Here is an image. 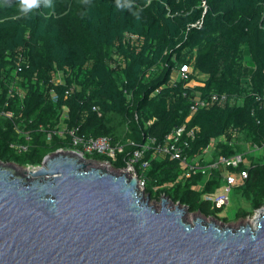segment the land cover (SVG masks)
I'll list each match as a JSON object with an SVG mask.
<instances>
[{
    "label": "trees",
    "instance_id": "trees-1",
    "mask_svg": "<svg viewBox=\"0 0 264 264\" xmlns=\"http://www.w3.org/2000/svg\"><path fill=\"white\" fill-rule=\"evenodd\" d=\"M178 127L188 165L149 153L151 199L166 195L215 216L220 208L204 194L225 184L224 167L190 169L214 146L213 159L246 153L249 175L236 190L251 211L239 209L238 218L264 206V0H53L29 17L17 0H0L2 161L39 166L70 149L67 131L78 128L123 144L115 159L88 157L121 170L133 143L162 142Z\"/></svg>",
    "mask_w": 264,
    "mask_h": 264
},
{
    "label": "water",
    "instance_id": "water-1",
    "mask_svg": "<svg viewBox=\"0 0 264 264\" xmlns=\"http://www.w3.org/2000/svg\"><path fill=\"white\" fill-rule=\"evenodd\" d=\"M75 150L39 166L0 159V264H264V206L239 225L139 186Z\"/></svg>",
    "mask_w": 264,
    "mask_h": 264
},
{
    "label": "built area",
    "instance_id": "built-area-1",
    "mask_svg": "<svg viewBox=\"0 0 264 264\" xmlns=\"http://www.w3.org/2000/svg\"><path fill=\"white\" fill-rule=\"evenodd\" d=\"M19 70H22L19 67ZM190 67L188 65H183L180 69L178 77L181 79H186L190 73ZM69 90L66 91L68 93ZM219 95H213L212 98L216 99ZM226 96L223 95V98ZM207 99L198 100L192 105V110L197 111L201 106L205 105ZM8 115H11L9 112ZM185 127L176 128L170 136H167L162 142H160L156 137H149L147 141L143 143H133L134 148L131 153V157L128 160L126 169L133 171L136 169V165L139 166V176L140 183L139 186L145 189L146 186V169L150 166L151 159L147 155L159 156L160 154H168L171 158L180 159L185 164L188 165V157L185 155L183 147L188 145V141L183 139V132ZM78 128H72L67 131L70 136L72 147L69 150H75L81 155L88 158L96 153L103 154L109 158L115 159L116 156L123 152L124 145L115 142L111 136H102L98 138L86 137L78 134ZM194 130L189 131V135H192ZM29 138V136H27ZM253 150H258L257 146L252 147ZM213 149L214 146L206 150V154L209 150ZM205 154V155H206ZM204 155V157H205ZM108 162V161H107ZM246 162L245 152H236L231 155L220 154L217 159H211L208 162L200 163L198 159L193 161L190 169L194 172L207 173L209 170L224 167V179L225 184L217 189L216 192L204 194L206 200L211 201L214 206L220 207L229 202V193L231 190L238 185L242 184L249 175L247 169H241L242 164ZM110 163V162H108ZM123 168V169H125ZM122 170V169H121ZM190 175V172L188 173Z\"/></svg>",
    "mask_w": 264,
    "mask_h": 264
},
{
    "label": "rangeland",
    "instance_id": "rangeland-1",
    "mask_svg": "<svg viewBox=\"0 0 264 264\" xmlns=\"http://www.w3.org/2000/svg\"><path fill=\"white\" fill-rule=\"evenodd\" d=\"M62 79V75H58V80H61ZM192 84H197L196 81H193ZM264 151V150H262ZM256 152L259 154L261 153L260 151H257ZM92 159V158H91ZM95 160V159H93ZM94 164L96 165H104V164H109V169L112 170V171H115V172H121L120 169H116L114 168L111 163H108L107 161H94ZM17 165V168L19 169H23L24 167L26 166H21V165ZM32 168V166H31ZM229 196H230V200L228 203L220 206L219 210H216L215 211V216L214 215H211V216H205V215H202L204 216L207 220L209 219H212V218H215L216 220H218L220 223H227V224H232V225H239V224H242V223H246V222H252V220H254V217L256 215L259 214V210L261 208H258L256 210H254L250 215L246 216V217H239L238 218V210L239 209H246L248 211H251V207H250V203L248 202V200H246L245 198H243L241 195H239L237 193V190L236 188L234 187L231 192L229 193ZM151 201L155 202L156 205L159 206V202H160V199H152ZM197 213L196 211H193V212H189L187 214V217L188 219H192L193 218V215Z\"/></svg>",
    "mask_w": 264,
    "mask_h": 264
},
{
    "label": "clouds",
    "instance_id": "clouds-1",
    "mask_svg": "<svg viewBox=\"0 0 264 264\" xmlns=\"http://www.w3.org/2000/svg\"><path fill=\"white\" fill-rule=\"evenodd\" d=\"M4 5H9L10 0H3ZM41 6L53 7V0H17V7L20 14L29 17Z\"/></svg>",
    "mask_w": 264,
    "mask_h": 264
},
{
    "label": "crops",
    "instance_id": "crops-1",
    "mask_svg": "<svg viewBox=\"0 0 264 264\" xmlns=\"http://www.w3.org/2000/svg\"><path fill=\"white\" fill-rule=\"evenodd\" d=\"M192 84V83H191ZM194 85V84H193ZM213 152L214 150L211 149L209 150V152L205 155L204 159L206 162L210 161L211 159H213Z\"/></svg>",
    "mask_w": 264,
    "mask_h": 264
},
{
    "label": "bare ground",
    "instance_id": "bare-ground-1",
    "mask_svg": "<svg viewBox=\"0 0 264 264\" xmlns=\"http://www.w3.org/2000/svg\"><path fill=\"white\" fill-rule=\"evenodd\" d=\"M96 165V164H95ZM103 167H107L109 169V164H104ZM110 170V169H109ZM254 221V220H253Z\"/></svg>",
    "mask_w": 264,
    "mask_h": 264
}]
</instances>
